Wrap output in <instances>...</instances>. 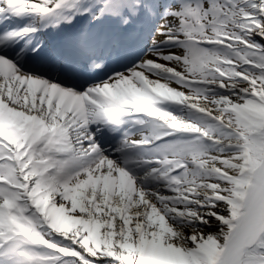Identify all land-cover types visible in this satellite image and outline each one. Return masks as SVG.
<instances>
[{
  "label": "snow or ice",
  "instance_id": "1",
  "mask_svg": "<svg viewBox=\"0 0 264 264\" xmlns=\"http://www.w3.org/2000/svg\"><path fill=\"white\" fill-rule=\"evenodd\" d=\"M0 264H264V0H0Z\"/></svg>",
  "mask_w": 264,
  "mask_h": 264
},
{
  "label": "bare ground",
  "instance_id": "2",
  "mask_svg": "<svg viewBox=\"0 0 264 264\" xmlns=\"http://www.w3.org/2000/svg\"><path fill=\"white\" fill-rule=\"evenodd\" d=\"M58 40H59V38H53V39H52V42H53V43H55V42L57 43Z\"/></svg>",
  "mask_w": 264,
  "mask_h": 264
}]
</instances>
